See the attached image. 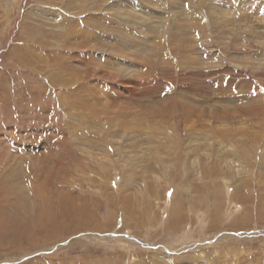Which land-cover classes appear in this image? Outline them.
<instances>
[{"label": "rangeland", "instance_id": "1", "mask_svg": "<svg viewBox=\"0 0 264 264\" xmlns=\"http://www.w3.org/2000/svg\"><path fill=\"white\" fill-rule=\"evenodd\" d=\"M0 191V264H264V0H0Z\"/></svg>", "mask_w": 264, "mask_h": 264}, {"label": "bare ground", "instance_id": "2", "mask_svg": "<svg viewBox=\"0 0 264 264\" xmlns=\"http://www.w3.org/2000/svg\"><path fill=\"white\" fill-rule=\"evenodd\" d=\"M119 10V9H118ZM120 12V11H119ZM78 20V19H77ZM61 33V32H60ZM65 34H66V32H64ZM63 32H62V34H60L61 35V37L62 38H65V40H67L68 39V37H66V35L64 34ZM85 39V38H84ZM82 44L83 45H85V41H83L82 42ZM73 56V55H72ZM64 60V59H63ZM52 61H53V59H52ZM57 68H59L58 66H57ZM109 70V69H108ZM110 71V70H109ZM104 72V71H103ZM30 77V76H29ZM105 77H107L108 79L110 78V76H109V74L107 75V73H106V75H104V78ZM53 78V77H52ZM114 79V78H113ZM63 83V82H62ZM117 85V84H116ZM223 89V88H222ZM126 92V91H125ZM134 91H132V93H133ZM211 92H213V91H211ZM126 95V94H125ZM107 96V95H106ZM211 96H212V94H211ZM258 110V109H257ZM213 112V111H212ZM223 112V115H221V116H216L215 115V113H212V114H210V117L211 118H213V120H218V122H221L224 118H225V116H226V112L223 110L222 111ZM261 112H262V110H261ZM236 114V113H235ZM235 114H234V116H235ZM242 116V113H240L239 111H237V114H236V116L235 117H237V118H240ZM209 117V116H208ZM212 120V121H213ZM249 121H252V120H250L249 119ZM211 122V121H210ZM208 124H209V122H208ZM251 124H252V122H251ZM196 126V125H195ZM191 127H192V125H191ZM194 127V126H193ZM248 127V126H247ZM196 128V127H195ZM210 129V131L211 130H214L212 127H210L209 128ZM216 129V128H215ZM200 130H202V129H200ZM218 132V131H217ZM227 132H228V130H222V132H221V135L222 136H225L226 134H227ZM231 132V131H230ZM219 133V132H218ZM218 133H217V135H218ZM220 137H219V135L217 136V139H219ZM220 140V139H219ZM214 141V140H213ZM221 142H222V140H221ZM220 142V143H221ZM176 143V142H175ZM177 144V143H176ZM213 145V143H210V147ZM230 147H231V151L233 152V153H235V150H236V147L233 145V146H231V145H229ZM257 146V145H256ZM186 147H187V149H189L190 147H192V146H190V145H186ZM196 149V147H194L192 150L194 151ZM249 153V152H248ZM235 155V154H234ZM225 158V157H224ZM235 160V159H234ZM194 162V161H193ZM198 162V161H197ZM232 163H234V161H233V159L231 160L230 159V161H227L226 162V165L228 166V167H231L233 164ZM198 164V163H197ZM109 165V164H108ZM113 166V165H112ZM107 167V166H106ZM194 167V166H193ZM111 168V167H110ZM109 169V168H108ZM239 172V171H238ZM23 190V189H22ZM1 192V191H0ZM12 194V193H11ZM30 206V205H29Z\"/></svg>", "mask_w": 264, "mask_h": 264}]
</instances>
